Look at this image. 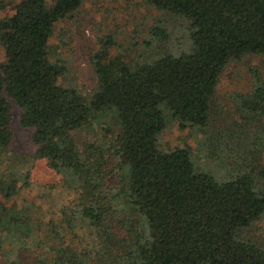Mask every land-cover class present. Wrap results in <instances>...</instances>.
Segmentation results:
<instances>
[{"label":"trees","instance_id":"obj_1","mask_svg":"<svg viewBox=\"0 0 264 264\" xmlns=\"http://www.w3.org/2000/svg\"><path fill=\"white\" fill-rule=\"evenodd\" d=\"M51 1L17 0L0 17V264H264V244L247 235L264 217L258 71L244 82L249 90L230 95L232 112L213 113L228 143L207 137L206 154L223 165L221 178L197 169L188 147L157 143L167 115L204 134L221 73L243 58L264 60V0H142L187 22L189 47L155 50L139 65L91 49L88 94L59 83L47 48L85 0ZM151 34L165 38L159 28ZM12 102L32 129L29 155L11 147ZM37 159L71 195L42 218L33 203H14L32 186Z\"/></svg>","mask_w":264,"mask_h":264},{"label":"rangeland","instance_id":"obj_2","mask_svg":"<svg viewBox=\"0 0 264 264\" xmlns=\"http://www.w3.org/2000/svg\"><path fill=\"white\" fill-rule=\"evenodd\" d=\"M16 2L17 0H5L6 7L0 9V17L11 13ZM50 3L52 1L48 0V5ZM72 16L56 24L47 48L50 59L60 68L59 83H69L85 94L91 92L96 83L89 61L91 49L98 50L105 62L119 55L126 62L139 65L152 56L155 50H165L177 55L186 51L190 44L187 22L142 0H85ZM153 28L164 31L165 38L158 40L151 34ZM0 59H5L1 47ZM253 70H257L264 80V60L252 57L231 62L221 73L216 85L207 127L203 128L205 135L190 126L180 127L176 120L167 115L166 126L157 137L159 147L163 150L188 147L197 169H210L215 172L216 177L221 178L223 165L216 158L207 156L205 139L209 137L218 148L227 145L228 142L217 132L220 124L213 122V113L220 114L226 109L233 111L230 95L251 88L250 83L244 82ZM12 106L11 147L29 155L35 151V146L30 142L32 129L20 126L19 109L13 102ZM116 115L113 112L109 117L113 119ZM229 149H233L232 145ZM220 153V156L224 155L225 151ZM31 182V187L23 189L15 196L14 203L18 209L33 203L35 208L32 211L37 212L38 218L44 217L51 210L57 211L71 198L70 193L64 190L59 175L47 167L44 159L35 161ZM247 235L264 244V217L249 228ZM10 251L15 254V250Z\"/></svg>","mask_w":264,"mask_h":264}]
</instances>
